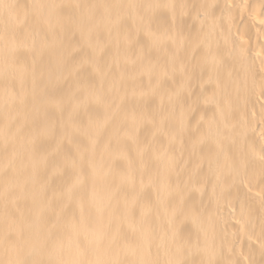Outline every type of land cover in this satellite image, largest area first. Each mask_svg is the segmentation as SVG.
I'll use <instances>...</instances> for the list:
<instances>
[{
  "label": "bare ground",
  "instance_id": "bare-ground-1",
  "mask_svg": "<svg viewBox=\"0 0 264 264\" xmlns=\"http://www.w3.org/2000/svg\"><path fill=\"white\" fill-rule=\"evenodd\" d=\"M0 264H264V0H0Z\"/></svg>",
  "mask_w": 264,
  "mask_h": 264
}]
</instances>
